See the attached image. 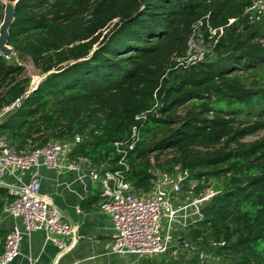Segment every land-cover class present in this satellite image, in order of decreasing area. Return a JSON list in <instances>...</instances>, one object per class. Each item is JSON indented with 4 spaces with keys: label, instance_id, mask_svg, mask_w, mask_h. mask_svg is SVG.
I'll use <instances>...</instances> for the list:
<instances>
[{
    "label": "trees",
    "instance_id": "16d2710c",
    "mask_svg": "<svg viewBox=\"0 0 264 264\" xmlns=\"http://www.w3.org/2000/svg\"><path fill=\"white\" fill-rule=\"evenodd\" d=\"M3 1L15 4L12 54H0V137L20 150L80 136L71 157L112 168L123 157L137 195L155 170L175 167L198 196L214 192L181 236V256L133 264H264V10L246 13L258 0H0V23ZM200 20L204 59L174 69ZM156 100L160 114L135 120ZM139 123L122 155L114 143L126 148ZM10 199L0 187V211Z\"/></svg>",
    "mask_w": 264,
    "mask_h": 264
},
{
    "label": "built area",
    "instance_id": "2783aa9c",
    "mask_svg": "<svg viewBox=\"0 0 264 264\" xmlns=\"http://www.w3.org/2000/svg\"><path fill=\"white\" fill-rule=\"evenodd\" d=\"M262 10L264 0H258L246 13L258 19L257 13ZM202 25V20L193 25L184 55L171 59L174 69L187 68L204 59L207 49L201 33ZM159 106L156 100L151 110L135 117V120L142 122L148 114H157ZM12 107L4 108L3 111ZM141 126L139 123L132 127L130 138L124 145L126 148L114 143L119 153L125 155L127 150L134 148ZM80 141L81 137L76 136L72 140L51 139L38 146L30 140L23 149L16 150L9 146L5 136L0 137V187L7 189L11 196L4 204L3 212L20 222L13 226L4 239L0 264L11 262L19 254L23 236L32 232H44L45 241L55 245L60 252L75 243L77 228L67 223L61 211L40 192L39 170L42 168L58 173L76 172L80 179L97 185L100 197L98 210L108 216L111 223L108 253L130 257L129 264L166 254L172 247L178 213L188 206H199L214 195L211 190H206L196 198L189 195L182 198L185 174L176 167L172 175L155 170L156 179L152 189L147 194L137 195L125 181L128 166L123 157L113 168L108 163L95 166L87 158H73L72 151ZM5 177L10 180H5ZM195 186V182L189 183L190 189ZM188 226L180 224L179 227L184 232ZM179 244L187 248L182 238Z\"/></svg>",
    "mask_w": 264,
    "mask_h": 264
},
{
    "label": "crops",
    "instance_id": "0c3cea01",
    "mask_svg": "<svg viewBox=\"0 0 264 264\" xmlns=\"http://www.w3.org/2000/svg\"><path fill=\"white\" fill-rule=\"evenodd\" d=\"M39 172L40 192L61 211L67 223L77 228L75 243L60 252L55 245L45 241L44 232H32L23 236L19 254L8 264H129L130 257L108 253L111 223L108 216L98 210L97 185L80 179L76 172L58 173L45 168ZM199 219L198 207L188 206L178 213L177 232H181L180 224L191 225ZM16 223L20 222L4 214L3 209L0 211V233L4 239ZM2 246L0 240V253Z\"/></svg>",
    "mask_w": 264,
    "mask_h": 264
},
{
    "label": "rangeland",
    "instance_id": "374dc122",
    "mask_svg": "<svg viewBox=\"0 0 264 264\" xmlns=\"http://www.w3.org/2000/svg\"><path fill=\"white\" fill-rule=\"evenodd\" d=\"M20 64L25 68V74L26 76L30 78L32 85H36L42 79L41 75L39 74V71L34 68L29 58H26L25 60L21 61ZM254 138L255 137H250L249 140L254 139ZM4 179L7 181L10 180L7 177H5ZM198 194L199 193L197 191L195 192L192 189H190V187H188L187 184L182 186V198L186 195L196 198ZM191 206L194 208L198 207L196 205H191ZM183 233H185V231L177 232L175 228L172 241H171L172 247L167 252V255H171L173 257H179L183 254L184 251H182L180 244H179V241L182 238L181 236H185V234L183 235ZM208 254H209L208 259H211V262L218 260V257L214 256L211 252H208ZM118 262L123 263L121 260L120 261L118 260Z\"/></svg>",
    "mask_w": 264,
    "mask_h": 264
},
{
    "label": "water",
    "instance_id": "95a60500",
    "mask_svg": "<svg viewBox=\"0 0 264 264\" xmlns=\"http://www.w3.org/2000/svg\"><path fill=\"white\" fill-rule=\"evenodd\" d=\"M3 4H4L3 19L2 22L0 23V54L7 57L12 54V48L7 45V39H8V30L13 22L15 2L3 1ZM165 107H166V103L162 102V104L157 109L156 113L160 114Z\"/></svg>",
    "mask_w": 264,
    "mask_h": 264
}]
</instances>
